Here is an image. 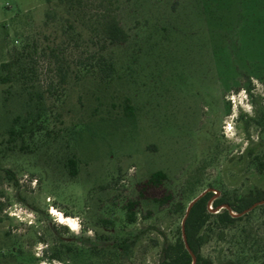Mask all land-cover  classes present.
<instances>
[{
	"label": "rangeland",
	"instance_id": "374dc122",
	"mask_svg": "<svg viewBox=\"0 0 264 264\" xmlns=\"http://www.w3.org/2000/svg\"><path fill=\"white\" fill-rule=\"evenodd\" d=\"M116 1L118 45L91 38L89 3L0 0V264H157L176 205L264 189V0ZM205 232L201 264L264 260V206Z\"/></svg>",
	"mask_w": 264,
	"mask_h": 264
},
{
	"label": "trees",
	"instance_id": "16d2710c",
	"mask_svg": "<svg viewBox=\"0 0 264 264\" xmlns=\"http://www.w3.org/2000/svg\"><path fill=\"white\" fill-rule=\"evenodd\" d=\"M93 6L91 10L94 11L87 20V29L91 38L94 40H102L110 44H123L128 40L127 32L121 27L117 17V1L116 0H59L58 5L67 6L69 9H75L82 12L84 7ZM57 6V4H56ZM85 17L86 12H82ZM47 18H50V14L47 13ZM103 50V48H101ZM55 53L54 50L51 51ZM96 58L94 60V66L100 65L102 69L106 67L105 58L100 52H96ZM10 62L1 64L0 69L5 72L0 77V83L6 84L13 81V78L9 72ZM110 69V68H109ZM122 115L126 119L135 118V108L128 97L122 98ZM10 139H15L16 136L21 135V132L16 130L14 126H11L8 131ZM259 170L264 180V162L259 161ZM9 172V171H7ZM76 163L74 160H69V173L71 176L76 175ZM167 178L163 171H156L150 174L146 181L147 186L158 187ZM172 200L170 195L156 200L159 204L163 205ZM210 207L216 210V213L212 214L208 209ZM264 202V189L253 188L242 194H238L232 198L221 194L217 197L212 192H206L201 198H199L188 211L187 217L184 220V234L185 242L188 249L185 247V242L181 233V228L173 243H164L161 248L160 260L157 264H192L193 258L194 264H201L203 261L201 255V247L208 241V234L205 232V228L211 220L220 229H226L234 227L236 224L247 218L255 209ZM135 202H129L126 205V220L127 223L132 224L135 222V214L133 208ZM225 206L226 208H222ZM176 210H182L181 219L185 215V210L180 205H176ZM250 209V210H249ZM248 212L244 213L245 211ZM223 235V232L220 233ZM122 249H127L128 245L122 243L119 245ZM264 264V260L260 263Z\"/></svg>",
	"mask_w": 264,
	"mask_h": 264
},
{
	"label": "water",
	"instance_id": "95a60500",
	"mask_svg": "<svg viewBox=\"0 0 264 264\" xmlns=\"http://www.w3.org/2000/svg\"><path fill=\"white\" fill-rule=\"evenodd\" d=\"M207 191L199 194L197 197H195L191 202L190 204L188 205L187 209H186V212H185V215L183 217V220H182V223H181V233H182V236H183V239H184V242H185V234H184V220L185 218L187 217V214H188V211L190 210V208L192 207V205L199 199L201 198ZM222 208H226L225 206H223ZM250 210V209H249ZM249 210L245 211L244 213L248 212ZM185 247L188 249V246L185 242ZM195 260L193 258V262L192 264H194Z\"/></svg>",
	"mask_w": 264,
	"mask_h": 264
},
{
	"label": "bare ground",
	"instance_id": "6f19581e",
	"mask_svg": "<svg viewBox=\"0 0 264 264\" xmlns=\"http://www.w3.org/2000/svg\"><path fill=\"white\" fill-rule=\"evenodd\" d=\"M52 213L53 214H57L59 216V221L60 222H64L66 221L67 219H65V217H63L59 212H57L54 208L52 209ZM69 219V218H68Z\"/></svg>",
	"mask_w": 264,
	"mask_h": 264
}]
</instances>
